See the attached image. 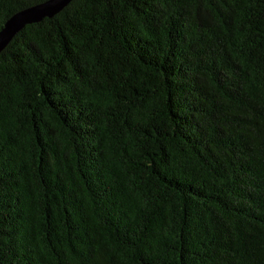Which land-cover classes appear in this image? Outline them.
<instances>
[{
  "label": "trees",
  "instance_id": "trees-1",
  "mask_svg": "<svg viewBox=\"0 0 264 264\" xmlns=\"http://www.w3.org/2000/svg\"><path fill=\"white\" fill-rule=\"evenodd\" d=\"M46 0H0V30ZM0 264H264V0H72L0 52Z\"/></svg>",
  "mask_w": 264,
  "mask_h": 264
},
{
  "label": "water",
  "instance_id": "water-1",
  "mask_svg": "<svg viewBox=\"0 0 264 264\" xmlns=\"http://www.w3.org/2000/svg\"><path fill=\"white\" fill-rule=\"evenodd\" d=\"M72 0H46L26 7L13 14L0 30V52L11 42L14 36L27 24L53 16L65 8Z\"/></svg>",
  "mask_w": 264,
  "mask_h": 264
}]
</instances>
